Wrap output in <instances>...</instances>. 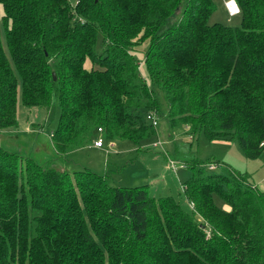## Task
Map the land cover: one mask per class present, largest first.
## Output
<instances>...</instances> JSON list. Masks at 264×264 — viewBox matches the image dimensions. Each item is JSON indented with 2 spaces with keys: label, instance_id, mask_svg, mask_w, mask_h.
<instances>
[{
  "label": "trees",
  "instance_id": "obj_1",
  "mask_svg": "<svg viewBox=\"0 0 264 264\" xmlns=\"http://www.w3.org/2000/svg\"><path fill=\"white\" fill-rule=\"evenodd\" d=\"M235 2L232 27L208 24L213 0H0V131L18 125V98L30 111L59 109L54 159L0 146V264H264V190L248 173L215 158L182 162L187 211L148 183L116 187L64 165L93 129L135 144L156 133L150 111L170 137L184 128L236 139L258 157L264 0Z\"/></svg>",
  "mask_w": 264,
  "mask_h": 264
},
{
  "label": "rangeland",
  "instance_id": "obj_2",
  "mask_svg": "<svg viewBox=\"0 0 264 264\" xmlns=\"http://www.w3.org/2000/svg\"><path fill=\"white\" fill-rule=\"evenodd\" d=\"M68 1L73 6L76 4V0ZM226 1L228 0H213L215 9L208 18V24L221 23L232 27L239 25V14L229 16ZM3 14V6L0 3L2 35L5 31ZM145 46L146 42L136 47L135 54L141 67ZM102 47L99 36L96 48L99 51ZM86 66L90 67V63ZM144 72L141 70L142 74ZM58 118V108L30 111L21 105L18 98V125L8 129L9 131H0V146L23 155H31L39 163L54 159L56 152L52 146L51 133L57 125ZM168 133L166 124L162 122L156 133H149L138 144L128 139H117L114 140L113 146H109L110 142L104 141V147L95 148L93 143L97 140L96 136L104 137V133L100 134L93 129L91 136L82 146L67 152L65 169L72 174L74 171L88 168L99 175L108 176L109 184L116 187H135L148 183L153 195L171 194L187 211L191 210L181 186L189 177L190 171L179 168L182 162H207L210 158H215L236 171L248 173L252 182L264 190V150L258 157L249 159L236 139L211 141L204 135L192 138L184 128L172 137ZM172 159L177 162V172L167 167V162ZM224 170L225 168L220 171ZM213 199L218 207L228 208L220 196L214 195Z\"/></svg>",
  "mask_w": 264,
  "mask_h": 264
},
{
  "label": "built area",
  "instance_id": "obj_3",
  "mask_svg": "<svg viewBox=\"0 0 264 264\" xmlns=\"http://www.w3.org/2000/svg\"><path fill=\"white\" fill-rule=\"evenodd\" d=\"M225 6H226V11L228 13L229 16H235L237 14H239V7L237 5V3L235 2V0H228L225 2ZM146 118L147 120L152 124V126L154 128H157L158 125H159V121H158V117L156 115L155 112L153 111H150L146 114ZM98 133L102 134L103 133V130L102 128H98L97 129ZM51 136H52V133H51ZM104 137H98L97 140L94 142V145L96 147H103L104 145ZM176 161H174L173 159L172 160H169L168 161V167H170L171 169H174V170H177L176 169ZM180 166V164H179ZM208 168L209 169H215L216 168V164H213V163H210L208 165Z\"/></svg>",
  "mask_w": 264,
  "mask_h": 264
},
{
  "label": "crops",
  "instance_id": "obj_4",
  "mask_svg": "<svg viewBox=\"0 0 264 264\" xmlns=\"http://www.w3.org/2000/svg\"><path fill=\"white\" fill-rule=\"evenodd\" d=\"M1 131H9V130H1ZM30 131V130H29ZM98 137H100L99 135L98 136H96V138L95 139H97ZM94 139V140H95ZM108 142H110V145L109 146H113L114 144V140H112V141H108ZM160 142V141H159ZM159 142H158V144H159ZM93 146L95 147V148H102V147H96L95 145H94V143H93ZM103 147H104V145H103ZM167 167H168V162H167ZM169 168V167H168ZM177 172V171H176ZM259 187V186H258ZM260 188V187H259Z\"/></svg>",
  "mask_w": 264,
  "mask_h": 264
},
{
  "label": "water",
  "instance_id": "obj_5",
  "mask_svg": "<svg viewBox=\"0 0 264 264\" xmlns=\"http://www.w3.org/2000/svg\"><path fill=\"white\" fill-rule=\"evenodd\" d=\"M53 78H55V75L53 74Z\"/></svg>",
  "mask_w": 264,
  "mask_h": 264
}]
</instances>
